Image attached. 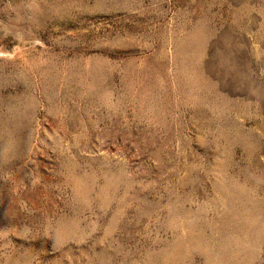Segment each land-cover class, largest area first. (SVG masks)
<instances>
[{"label":"rangeland","instance_id":"obj_1","mask_svg":"<svg viewBox=\"0 0 264 264\" xmlns=\"http://www.w3.org/2000/svg\"><path fill=\"white\" fill-rule=\"evenodd\" d=\"M0 264H264V0H0Z\"/></svg>","mask_w":264,"mask_h":264}]
</instances>
